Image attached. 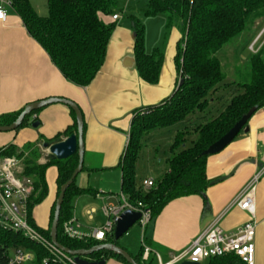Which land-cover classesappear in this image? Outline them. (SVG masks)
<instances>
[{
  "label": "trees",
  "instance_id": "1",
  "mask_svg": "<svg viewBox=\"0 0 264 264\" xmlns=\"http://www.w3.org/2000/svg\"><path fill=\"white\" fill-rule=\"evenodd\" d=\"M13 8L21 17L29 34L45 49L51 61L63 76L73 84L86 87L95 79L105 62L107 44L117 26V20L107 23L103 16L117 14L114 0H48V14L40 15L30 0H11ZM166 15V26L178 28L181 37L177 42L175 65L177 70L176 88L171 96L163 101L131 112L132 124L128 144L121 156L122 170L121 192L128 203L139 208L148 209L151 220L157 217L171 201L188 195L204 196L211 180L206 168L209 154L205 150L221 138L251 108L264 105V46L249 55V79L238 83L243 89L233 95L220 108L215 109V116L201 117L209 108V95L215 96L219 85L226 79L222 62L216 56L224 46L240 36L248 25L264 18V0H149L146 15ZM135 33L134 57L140 78L157 84L160 79L165 54L162 49L147 51L145 47V25L141 18L130 14ZM212 94V95H211ZM24 108L0 114V125L12 124ZM71 109V108H70ZM33 111L24 118L19 128L29 124ZM73 125L65 133L70 135L77 131L75 112ZM198 112H200L198 114ZM201 119L191 130H179L172 141L168 158L169 167L164 174L155 179V184L143 190L136 182L137 159L144 146V138L154 129L172 126L192 117ZM194 117V118H195ZM37 121L35 118L33 122ZM17 128V129H19ZM86 124L84 121L85 137ZM194 133L196 137L187 144V137ZM60 139H44L18 148L13 144L5 146L3 154L24 157V173L32 178L33 192L30 197L31 223L41 233L50 237L55 203L50 210L49 227H39L32 217L35 206L48 194L46 172L49 166L57 167V197L61 186L68 181L78 165V153L66 158L56 159L46 155V162L40 163L45 142ZM86 192H94L90 187H81L76 179L67 188L60 210L58 224V241L65 247L90 249L100 243L120 245L114 234L105 241L93 239H72L63 233V224L71 219L73 200ZM30 246L20 232L0 228V260L11 247ZM132 256L139 264H152L150 257L143 259V245L140 252ZM114 257L124 264H130L122 256L109 251H99L89 255V260H102ZM207 264H245L237 255L223 254L208 259Z\"/></svg>",
  "mask_w": 264,
  "mask_h": 264
},
{
  "label": "crops",
  "instance_id": "2",
  "mask_svg": "<svg viewBox=\"0 0 264 264\" xmlns=\"http://www.w3.org/2000/svg\"><path fill=\"white\" fill-rule=\"evenodd\" d=\"M103 20L107 23L114 21L113 16H103ZM180 37L181 33L175 27L171 29L166 43L157 41L150 46L152 49H162L165 57L159 82L149 84L140 78L136 68L132 19L121 20L120 15L107 44L103 67L91 84L81 87L63 76L45 49L29 34L13 7H7L6 19L0 20V114L16 112L29 103L52 97L75 102L83 113L86 132L84 168L81 172L90 174V180L84 182V179L78 183L80 172L76 182L81 187L94 190L78 195L73 200V214L83 233H90L92 228L104 225L97 226L95 223L98 219V203L106 221L102 207L105 204L118 206L122 202V170L119 163L129 140L133 118L131 112L157 104L174 92L177 81L174 58ZM145 47L149 51L146 36ZM35 118L40 122L38 127L31 124ZM193 118L196 121V117ZM72 125L70 107L53 103L32 115L28 125L0 132V147L13 144L21 149L39 140L57 136L66 138L69 135L65 132ZM195 125L188 120L176 123L173 125L174 134L185 128L191 130ZM247 126L248 131L242 130L223 150L208 158V178L212 181L226 177L223 181L209 184L204 196L193 194L171 200L146 226L142 242L151 248L149 257L152 264H171L173 255L187 247L219 214L224 213L220 225L226 231H234L251 219L249 212L233 203L264 166V111H256ZM191 135H194L193 140L196 135ZM42 152L39 162L45 163L49 153L44 148ZM94 173L104 177L93 182L91 175ZM57 175V167L49 166L46 172L48 194L44 200L51 204L50 210L57 199ZM147 178L156 179L151 176ZM254 219L257 222L255 264H264V177L256 188ZM106 264L124 263L110 257Z\"/></svg>",
  "mask_w": 264,
  "mask_h": 264
},
{
  "label": "built area",
  "instance_id": "3",
  "mask_svg": "<svg viewBox=\"0 0 264 264\" xmlns=\"http://www.w3.org/2000/svg\"><path fill=\"white\" fill-rule=\"evenodd\" d=\"M192 2L193 0H186ZM7 7H13L11 0L0 1V20L7 17ZM119 14L113 15V20H118ZM264 46V27L252 39L247 48L251 53L258 52ZM264 111V105L260 108ZM5 147H0V228L20 232L30 246H15L2 255L0 264H78L75 256L67 253L53 243L51 238L39 232L31 223L30 197L34 190L32 178L24 173V157L5 155ZM264 177V166L252 177L234 200L242 210L249 212L251 219L239 226L234 231H226L220 225L223 214L217 215L209 226L198 234L183 250L174 254L171 264L184 261L202 263L217 255L233 253L245 264L256 263L255 236L257 222L255 221L256 188L260 179ZM155 179L146 178L142 183L145 190L152 188ZM122 202L116 206L105 204L102 207L106 217L102 227L92 228L90 233L79 230V223L73 215L63 224V234L69 238L93 239L105 241L114 234L117 218L125 209L139 210L142 217L139 223L142 229L151 221V213L147 209H139L127 202L121 195ZM32 217L33 214H32ZM143 243V259L147 260L151 248ZM15 251L11 256L10 251ZM162 264V263H160Z\"/></svg>",
  "mask_w": 264,
  "mask_h": 264
},
{
  "label": "rangeland",
  "instance_id": "4",
  "mask_svg": "<svg viewBox=\"0 0 264 264\" xmlns=\"http://www.w3.org/2000/svg\"><path fill=\"white\" fill-rule=\"evenodd\" d=\"M30 1L40 15L48 14V0ZM114 1L116 3V11L119 13V15H121V20L129 21L130 14H135L141 18L145 25V36L149 47L157 41L160 44H163L162 41L166 43L171 31V29L166 27V15L164 13H158L156 15L150 16L146 15L145 13L149 8V0ZM263 25V18L255 20L251 25L247 26L240 36L235 38L231 43L227 44L216 53V56L222 62V68L227 77L225 81L219 85V90L217 92V96L220 97L221 100L215 102V96H213L214 101H212V97L209 95L210 105L207 112H202L201 114L198 112L201 117L207 116V118H211V116H215L216 108H220L221 105L227 102V100H229L233 95L239 94L243 91V89L238 86V83H242L249 79L250 51L247 48V44ZM152 48L153 47H150L149 51ZM188 121L191 123L193 122V124L203 122L201 119L195 121L192 120V118H190ZM173 127L175 126L172 125L164 128L154 129L144 138V146L137 159L136 182L138 185L141 186L142 181L147 177L151 176L156 179L159 178L168 169V158L171 155L170 147L175 136ZM193 136L194 135H189L187 137L188 145L191 144ZM102 177L104 176H98L97 173H94L91 175V180L94 182ZM84 179L90 180V174L85 171L81 172L77 182H83ZM84 182H87V180ZM142 189L145 190L144 188ZM117 192L119 193L120 191L117 190ZM50 205L51 204H49L47 200H43L34 208L33 216L35 222L41 228H48L49 226ZM97 206L98 219L95 221V223H97V226H102L105 224V219L101 213L100 203H98ZM142 236L144 237V229H142L140 223L137 222L125 235H123V237H121L119 242L120 245L125 246L131 254L136 255L141 249ZM10 253L11 256H14L15 251L11 250ZM207 263L208 260L203 261L201 264Z\"/></svg>",
  "mask_w": 264,
  "mask_h": 264
},
{
  "label": "water",
  "instance_id": "5",
  "mask_svg": "<svg viewBox=\"0 0 264 264\" xmlns=\"http://www.w3.org/2000/svg\"><path fill=\"white\" fill-rule=\"evenodd\" d=\"M53 103H63L68 105L76 115V121H77V131L71 133L66 138H60L58 140H55L51 143L45 142L43 144V148L48 151V153L56 159H66L72 155H74L76 152L78 153V165L76 169L74 170L71 178L66 181L60 188L59 195L55 201V211L53 220L51 222L50 226V238L53 241L54 244H56L59 248L66 251L67 253L75 256V260L78 264H106L107 259L102 260H89L86 258L87 256L99 252V251H109L113 254L122 256L127 262L130 264H139L135 258L132 256V254L122 247L121 245H117L115 243H100L98 245L93 246L90 249H77L72 250L64 245H62L57 238L58 235V224L60 219V210L63 204L65 192L67 188L74 182V180L77 178L78 174L83 170L84 168V153H85V141H84V117L81 109L79 106L69 100L64 98H58V97H52L40 101H36L33 103L27 104L21 114L18 116V118L10 125H0V131L7 132L16 130L19 128V126L24 121V118L28 115H30L33 111L39 110L44 108L47 105L53 104ZM256 108H251L245 115L242 116V118L237 121L234 126L229 129L221 138H219L217 141L212 143L206 150L205 153L209 155L216 154L223 150L228 144H230L233 139L242 131H248L249 128L247 126V123L249 119L252 117V115L256 112ZM40 124L39 121H35L32 123L33 127H38ZM226 177H220L218 179H214L210 182V184H215L220 181H223ZM142 217V212L139 210H133V209H125L120 216L117 218L115 223V230H114V236L116 240H119L121 237H123L124 234H126L129 229L134 226ZM182 264H200L196 262L191 261H184Z\"/></svg>",
  "mask_w": 264,
  "mask_h": 264
}]
</instances>
